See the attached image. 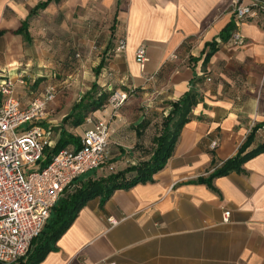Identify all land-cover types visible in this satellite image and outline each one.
Segmentation results:
<instances>
[{
	"label": "crops",
	"instance_id": "1",
	"mask_svg": "<svg viewBox=\"0 0 264 264\" xmlns=\"http://www.w3.org/2000/svg\"><path fill=\"white\" fill-rule=\"evenodd\" d=\"M44 1L0 0V81L26 75L16 88L24 106L56 87L41 122L50 148L63 128L81 140L92 125L63 119L94 82L129 92L119 116L109 103L89 114L113 128L110 156L70 190L148 159L163 117L193 83L203 101L152 181L89 200L39 264H264V151L208 180L257 125L246 152L264 143V15L238 24L234 0H51L37 9ZM229 25L242 43L233 32L221 38ZM123 38L126 49L116 51Z\"/></svg>",
	"mask_w": 264,
	"mask_h": 264
},
{
	"label": "built area",
	"instance_id": "2",
	"mask_svg": "<svg viewBox=\"0 0 264 264\" xmlns=\"http://www.w3.org/2000/svg\"><path fill=\"white\" fill-rule=\"evenodd\" d=\"M233 12L238 24L257 18L264 15V0H234ZM231 38L237 44L244 41L237 30ZM126 47V40L120 39L116 51ZM136 60L140 64L146 62L145 45L136 50ZM26 82L24 73L0 81V264H17L25 257L68 186L81 174L108 162L114 131L107 120L94 123L89 116L87 122L92 125L84 131L79 148H63L48 165L25 175L24 168L44 159L47 148L53 145L52 130L41 122L47 118L48 104L57 97L56 87L50 85L24 106L16 88L18 83ZM128 97L125 90H115L110 96L108 103L115 116H119L118 111ZM217 144L214 141L211 145L214 148ZM230 214V210H225V221H229ZM109 221L117 223L113 218Z\"/></svg>",
	"mask_w": 264,
	"mask_h": 264
},
{
	"label": "trees",
	"instance_id": "3",
	"mask_svg": "<svg viewBox=\"0 0 264 264\" xmlns=\"http://www.w3.org/2000/svg\"><path fill=\"white\" fill-rule=\"evenodd\" d=\"M49 1L51 0L44 1L37 9L44 7ZM234 28L235 25H229L226 31L221 33V38L228 39ZM25 29L26 23H23L18 32H24ZM213 52L214 48L207 53L205 62L208 61ZM101 67L102 64L97 69V75L100 73ZM197 79L201 81V78ZM115 90L118 89L105 88L103 90L98 83L94 82L91 91L83 96L72 111L64 117L63 124L69 123L77 127L87 122L89 114L106 105ZM201 101H203V94L193 83L180 99L172 102L170 111L163 117L158 133L153 139L152 155L148 159L141 160L137 164H131L125 169L112 172L106 176L90 179L83 182L80 187L70 190L73 181L54 205L42 232L33 239L27 255L21 258L17 264H39L50 251L55 249L59 237L71 226L79 211L89 200L100 197L101 202L104 203L117 189L130 188L140 182L152 181L154 175L167 165L174 153L184 125L194 117L193 109ZM259 127L260 125H257L253 128L234 156L225 160L219 168L211 173L208 178L209 181L214 177L227 175L233 171H242L243 164L247 160L264 151L263 143L256 149L246 152ZM66 131L63 128L62 135L54 147L47 148V159L41 167L48 165L61 149L70 148L71 145L74 148L81 146V140L77 136L66 133Z\"/></svg>",
	"mask_w": 264,
	"mask_h": 264
},
{
	"label": "rangeland",
	"instance_id": "4",
	"mask_svg": "<svg viewBox=\"0 0 264 264\" xmlns=\"http://www.w3.org/2000/svg\"><path fill=\"white\" fill-rule=\"evenodd\" d=\"M2 97L0 95V101H1ZM27 124L25 125H22L20 126L21 128H23L24 126H26ZM53 138V137H52ZM43 160H39L38 162H35V163H31V164H28L25 168H24V173L25 175H27V173L31 170H34V169H37L40 167V165L42 164Z\"/></svg>",
	"mask_w": 264,
	"mask_h": 264
}]
</instances>
